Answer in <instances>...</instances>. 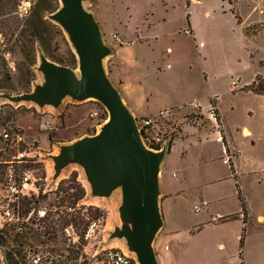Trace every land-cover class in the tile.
Returning <instances> with one entry per match:
<instances>
[{
    "label": "rangeland",
    "instance_id": "obj_1",
    "mask_svg": "<svg viewBox=\"0 0 264 264\" xmlns=\"http://www.w3.org/2000/svg\"><path fill=\"white\" fill-rule=\"evenodd\" d=\"M200 1L189 7L186 0H83V4L97 19L98 15L104 19L105 24L100 23L101 33L110 52L103 57V66L127 106L118 77L126 82L142 107L149 90L156 94L150 106L185 104L182 112H178L179 107L167 108L172 113L165 120L167 125L162 126L170 128L172 142L184 137L175 142L168 172L170 177L178 174L185 192L174 202H168L169 222L164 217L154 238L160 263L164 250L171 247L165 238L169 226L178 230L171 248L176 257L173 264H264V220L257 219L259 213L264 214V101L245 87L264 69L258 58H264V0ZM61 5V0H21L19 10L27 15L29 28L37 33L36 43L28 51L15 47L8 54L11 79H0L3 87L0 136L5 131L21 129L26 146L35 145L42 150L35 162L21 165L32 168L40 177L39 193L27 195L23 205L27 210L45 207L50 213L48 220L35 224L34 229L23 233L9 229L3 233L6 241L0 248V264H36L28 253L30 247L42 255L43 260L38 264H108L105 254L112 247L123 249L137 259V252L130 248L127 237L117 231L124 225L135 229V219L121 212L124 183L121 181L108 192H98L84 162L70 160L59 172L56 167V155L61 154L65 145L101 130L106 122L105 114L99 118L91 115L92 109L101 106L100 102L94 97L78 99L69 93L56 104L18 98L45 83L40 67L43 56L74 68L80 76L76 46L69 32L52 16ZM233 10L242 22L243 18L262 20L253 27L263 34L257 41L261 50L256 58H250L245 50V38ZM188 12L191 13L190 25ZM233 79L238 81L237 92L230 90ZM211 91L219 93L226 123L240 151L228 146L229 150L223 153L221 142L213 134L207 140L202 136L199 142L197 126L208 131L221 129L218 112L211 105L203 112L202 107L193 104L198 100L206 107ZM243 125L258 130L257 137L244 136ZM254 137L255 143L252 142ZM4 146L0 138V159ZM149 147L158 151L155 146ZM225 156L228 161L238 157L237 177L230 164L224 162ZM10 165L16 181L19 180V164L6 163L0 167V190L6 186ZM160 180L163 182V177ZM70 183L85 190V196L75 203L77 210L74 211H80L83 223H70L82 237L77 246H72L63 232L68 224L64 219L65 210H74L68 206L66 187ZM237 183L254 215L248 218L246 227L239 213L242 207ZM69 191L74 192L76 188ZM2 194L5 196L6 191L2 190ZM204 200L207 205L195 211L194 205ZM81 205L92 207L81 208ZM116 212L119 220L113 223ZM234 213L238 214L235 218L219 219ZM213 215L218 217L217 221L199 224L209 221ZM92 221H98L99 226L92 238L84 239Z\"/></svg>",
    "mask_w": 264,
    "mask_h": 264
},
{
    "label": "water",
    "instance_id": "obj_2",
    "mask_svg": "<svg viewBox=\"0 0 264 264\" xmlns=\"http://www.w3.org/2000/svg\"><path fill=\"white\" fill-rule=\"evenodd\" d=\"M61 2L52 16L69 32L76 46L80 76L74 68L43 56L40 67L45 83L18 98L56 104L69 93L78 99L94 97L106 106L109 117L101 130L65 145L56 155L57 171L70 160L84 162L98 192H108L122 181L121 212L135 219V229L124 225L117 231L127 237L139 264H160L153 241L164 223L159 174L164 154L170 150L156 151L143 142L137 117L104 69L103 57L110 49L103 42L96 16L85 8L83 0Z\"/></svg>",
    "mask_w": 264,
    "mask_h": 264
},
{
    "label": "built area",
    "instance_id": "obj_3",
    "mask_svg": "<svg viewBox=\"0 0 264 264\" xmlns=\"http://www.w3.org/2000/svg\"><path fill=\"white\" fill-rule=\"evenodd\" d=\"M20 14L24 15V12H20ZM238 86V81L233 79L231 82V91H237L239 89ZM100 104L101 106L91 110V115L99 118L102 114H105V121L109 116L108 109L103 103L100 102ZM171 113L172 111L170 109H162L156 113L137 118L138 128L146 146H155L157 150H165L166 147L168 148L172 134L169 133L170 128H163L162 126L167 125L165 120L171 116ZM214 114L212 110L211 115L214 116ZM42 126L46 127L45 124H42ZM0 138H3L5 142V146L1 150L2 159L0 161L10 164L16 161L20 166L19 180L16 181L14 168L10 165L6 177V186L0 190V234H3L5 231L7 232L9 229H15L16 232L23 233L29 230V228L34 229L35 224H42L50 217V213L45 207L27 210L23 205L27 195L31 196L39 193L40 187L38 180L40 177L35 175L32 168L21 165L22 163L35 162L37 158L41 157L42 150L39 146H26L25 134L21 129L5 131ZM167 143L168 145L166 146ZM2 190L6 191L5 196L2 194ZM43 191H46V189ZM204 206V202L196 203L194 209L195 211H200ZM98 226V221L90 222L83 238L87 240L92 238ZM63 232L72 246H77L80 243L82 237L74 228L73 224H66L63 227ZM3 245L4 243H0V248ZM35 250L34 247H30L28 248V253L32 254L31 260L38 264L43 258L40 252ZM1 257L4 258L3 255ZM105 257L108 264H134V262L139 264L138 259L133 258L122 249L115 247L106 250Z\"/></svg>",
    "mask_w": 264,
    "mask_h": 264
},
{
    "label": "crops",
    "instance_id": "obj_4",
    "mask_svg": "<svg viewBox=\"0 0 264 264\" xmlns=\"http://www.w3.org/2000/svg\"><path fill=\"white\" fill-rule=\"evenodd\" d=\"M186 3H187V0H186ZM194 3H201L200 0H190L189 1V5H187L188 7L191 5V4H194ZM189 15L191 17V13L189 12ZM235 16V15H234ZM190 17H189V21H190V24H191V20H190ZM236 19V17H235ZM98 20H99V23L101 24H105L104 23V19L102 16L98 15ZM264 20V19H262ZM262 20H256V21H246L244 18H243V22L242 23H238L240 25V28H241V33L243 35V37L245 38V50L247 51V54L250 58H256L258 56V53L260 52L261 48L260 46L257 44V41L259 39L260 36H262L263 34H261V32H259L258 34L256 35H246L243 31V27L244 26H248V25H251L253 23H256L258 21H262ZM123 48V47H122ZM119 51V50H118ZM259 58V62L261 64H264V58L262 57H258ZM261 73H264V69H261L260 70ZM118 80L120 81L121 85H122V92L125 96V99L127 101V104H128V107L130 108L131 112L135 115H142V116H146V115H149V114H153V113H156L162 109H167V108H175V109H178L177 107H179L180 109H178V112H182L183 110V106L185 105H181V104H178V103H167V104H161V105H158V106H153L149 103H152V99L156 96V94L154 93L153 90H149L146 94H145V97H147L145 99V106L142 107L140 101L138 100V97L136 95H134V93L130 90V88L128 87V85L126 84L125 81H123V79L119 78L118 77ZM238 81H240V78L238 79ZM250 84V83H249ZM230 90H231V82H230ZM240 89H241V86H240ZM238 91V90H237ZM236 91V92H237ZM248 92H250L251 94L255 95L256 97H259L261 99H263L264 101V94H258V93H255L251 90H248ZM137 94V92L135 93ZM211 97H215L216 98V101H217V108H218V111H219V114L221 116V127L224 128V132L225 134L227 135V141H228V145L236 150H239V147L236 145V143L233 141V136H232V132L229 130V127H228V124L226 123V120H225V115H224V112L221 108V105L219 103V93L216 92V91H211ZM193 104L195 105H198L200 107H202V111L203 112H206L205 109L206 108H209L211 103H210V100L209 102L207 103L206 107H203L200 105V103L198 102V100H196ZM198 127V131L200 132L198 138H199V142H202V136L205 137V139L207 140V138L210 136V135H214L215 138L217 140H219L223 146V153L226 154V146L222 140V135L220 133V130L219 129H216V130H212V131H208L206 129H203L199 126ZM238 128V127H237ZM242 128V134L244 136H256V131L255 129H253L251 126L249 125H243ZM247 130V133L246 131ZM183 132V131H182ZM184 133V132H183ZM255 137L253 139L252 142L255 143ZM180 138H184L182 136L176 138L170 148V151L167 152L166 154H164V157H163V162H162V167L160 169V176H159V186H160V202H161V206H162V210H163V213H164V217L166 218L167 220V223L169 222L168 220V217L166 215V208H167V204L170 200H174L176 199L177 196L181 195V194H184L185 190L184 188L181 186V183L182 181H178V174H173L174 177H170L169 176V172H168V163H169V157L171 155V151L175 145V142L177 140H179ZM240 151V150H239ZM238 159V157H235L233 159L234 161V166H235V169L237 170V166H236V160ZM224 162L228 163V159L226 158V156L224 157ZM161 177H163V182H161ZM182 190V191H180ZM163 199V201H162ZM205 203V205H207V200H204L203 201ZM218 214H221V213H218ZM249 215L250 217H254V215L251 213V211H249ZM217 216H214L209 220V221H201V223H199L200 225L202 223H210L212 222L213 220L214 221H217ZM257 219L258 220H264V214H261L259 213L257 215ZM168 233L165 235V238L166 240H168L170 242V248H168V250H164V252L162 253V264H173L174 262V259L176 258L173 253L171 252V248H172V243H173V239L177 236H178V230L176 229H172L171 227L168 226ZM128 243V241H127ZM220 246H223V243L220 242L219 243ZM123 250V249H122ZM124 251V250H123ZM159 260V259H158ZM160 262V261H159ZM161 264V263H160Z\"/></svg>",
    "mask_w": 264,
    "mask_h": 264
},
{
    "label": "trees",
    "instance_id": "obj_5",
    "mask_svg": "<svg viewBox=\"0 0 264 264\" xmlns=\"http://www.w3.org/2000/svg\"><path fill=\"white\" fill-rule=\"evenodd\" d=\"M189 1L190 0H187V5H189ZM20 4H21V0H0V79H3V78L7 80L11 79V75L8 69L9 67L8 54L11 53L15 47H19L22 51H28L30 49L32 50V48L34 47L36 43L37 33L29 28V19L27 18V15L20 14V10H19ZM233 13L236 17L237 22L239 24L242 23V21L240 20V17L238 16L235 10H233ZM189 17L190 15L188 12L187 22L190 25ZM254 25L255 23L248 25V26H244L243 27L244 33L248 36L252 34L256 35L257 32H259V28H256V31H254L253 30V27L255 28ZM245 87L247 90H251L255 93L264 94V75H262L261 72H258L254 80L250 84L246 85ZM2 89L3 87L0 86V92L3 91ZM210 103H211L212 109H214L215 112L216 111L218 112L217 119L221 122V116L217 108L216 98L212 97L210 99ZM220 132H224V128L221 127ZM171 140L168 145L169 150L173 144ZM222 140L226 146V152H227L230 146L228 145L226 134L222 136ZM228 162L230 164L233 174L235 175V177H237L233 161L229 159ZM4 165H6V163L3 161H0V167H3ZM75 188H76V191L74 192L69 191V190H74ZM237 188H238V197H239L241 207H242L239 213L243 215V222L245 223V227H246L248 218L250 217L249 208H248L246 198L242 192V189L239 183H237ZM66 191H68L69 193L68 206L71 208H74L73 211L65 210L64 219L66 220V223L68 224L69 223H73V224L83 223V219L80 217V214H78V212L80 213V211L78 212H74V211L77 210L75 208V203L78 202L77 200H81L85 196L84 188L81 187L80 185L76 186L70 183L66 187ZM91 207L92 206L86 207V205H81V208L91 209ZM237 216L238 214L234 213L228 216H222L219 219L227 220V219L235 218ZM35 234L39 235V232L35 231ZM5 241H6V238L3 236V234H0V243H4ZM244 241H245V236L243 234V236L241 237V243L243 244ZM241 253L242 251L240 252V254ZM135 264H137V262Z\"/></svg>",
    "mask_w": 264,
    "mask_h": 264
},
{
    "label": "bare ground",
    "instance_id": "obj_6",
    "mask_svg": "<svg viewBox=\"0 0 264 264\" xmlns=\"http://www.w3.org/2000/svg\"><path fill=\"white\" fill-rule=\"evenodd\" d=\"M116 209V208H115ZM119 220V217H118V214H117V212H116V219H115V221H113V223L114 222H116V221H118Z\"/></svg>",
    "mask_w": 264,
    "mask_h": 264
}]
</instances>
